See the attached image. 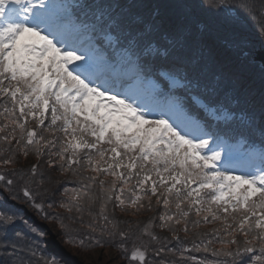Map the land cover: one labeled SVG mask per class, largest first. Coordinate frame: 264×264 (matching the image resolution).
<instances>
[{
  "label": "snow or ice",
  "instance_id": "1",
  "mask_svg": "<svg viewBox=\"0 0 264 264\" xmlns=\"http://www.w3.org/2000/svg\"><path fill=\"white\" fill-rule=\"evenodd\" d=\"M252 27L264 46V0H0V264H57L16 230L9 199L83 247L85 215L93 231L126 239L139 222L116 210L151 211L153 198L163 211L140 228L148 239L128 255L134 264H264V62ZM253 68L258 113L239 99ZM29 153L75 181L57 196L61 182L36 164L14 167ZM41 188L63 213L37 203Z\"/></svg>",
  "mask_w": 264,
  "mask_h": 264
},
{
  "label": "trees",
  "instance_id": "2",
  "mask_svg": "<svg viewBox=\"0 0 264 264\" xmlns=\"http://www.w3.org/2000/svg\"><path fill=\"white\" fill-rule=\"evenodd\" d=\"M200 19L204 20L213 31V33L223 36L226 34V30L221 25L219 18L215 14L201 12ZM249 38L251 40V44L254 48V56L255 59L258 55L264 54V46H262V38L259 33H257L255 27L250 29L248 33ZM229 58H231L229 56ZM257 61V60H256ZM258 62V61H257ZM244 92L239 97L241 100V107L256 111L258 113L259 104L258 97L260 91V77L259 71L257 68H253L250 70V73H246L244 76L243 82ZM252 97H255L256 100L254 103H249ZM221 97H217L220 99ZM47 123V121H46ZM30 126L35 127V123L33 122ZM48 157L44 156H36L34 153H29L27 157L20 154L18 156V163L14 166L16 168H28L33 164L38 166V171L44 172L47 175H50L53 180H58L61 183L56 186L57 196H59V192L62 190L64 186V181H75V177L69 174H61L58 170L50 168L47 163ZM4 169L0 167V171ZM8 171H11V167H9ZM69 186H74V184H69ZM44 187H48L45 185ZM34 191L35 188H34ZM40 195L36 196L37 203L43 202L45 204V211L48 213L61 212L62 209L59 208H47V204L51 202V198L49 194L43 193V188L40 190ZM8 197L6 192L0 190V198ZM10 206H14L12 211L16 213L17 216L22 217L23 221H26L25 224L23 221H18L16 230L23 231L29 234V242L33 240L40 246V250L44 255V258L55 257L57 264H100L98 261H95L94 256L96 254L106 253L107 257L113 256L118 262V264H134V262L128 259V255L131 253L134 246H138L141 243V240H147L146 236L141 237L140 228L143 226L144 222H147L150 218L158 217L159 214L163 211L161 206L155 205V198H153V210H141V212L133 215L132 212L124 213L120 212L119 209L116 210V217L119 220H127L133 222L132 227L134 229L133 232L129 233L128 237L121 238L119 235L109 236L107 233H101L99 229L93 231L92 229L87 227V223L90 218L85 215L83 225L77 224L75 227L80 229L79 236L85 239L86 246H80L79 244H71L66 242V238L62 235L61 230L59 229L57 222L52 221L50 219H44L42 214L32 207L28 202L24 199L20 200H8ZM156 223L159 224V220H156ZM29 226L34 227L38 230L37 233H29ZM219 223L217 224H209L203 225L201 228L196 231L204 232L210 231L214 227H219ZM122 228H126L127 225H121ZM154 231L160 236H168L171 238V233L166 230L160 228H154ZM39 232H43L44 236L41 238L39 236ZM180 236L187 241H190L193 236L191 233L187 236L183 232L179 233ZM95 240H100V246L90 247L87 246L93 243ZM7 243L3 237H0V244ZM175 241L170 246H174ZM123 246V247H121ZM155 246V245H153ZM190 247V243L188 244ZM214 247L219 248L220 245H214ZM126 249V251H125ZM10 250V249H9ZM4 249H0V254ZM188 255V254H186ZM192 255H196L198 258H207L208 260L214 259L211 256V253H192ZM152 258L151 251L149 252V259ZM112 260L108 264L116 263ZM117 264V263H116Z\"/></svg>",
  "mask_w": 264,
  "mask_h": 264
},
{
  "label": "rangeland",
  "instance_id": "3",
  "mask_svg": "<svg viewBox=\"0 0 264 264\" xmlns=\"http://www.w3.org/2000/svg\"><path fill=\"white\" fill-rule=\"evenodd\" d=\"M95 261H98L100 264H108L110 262V260L116 262L115 258L113 256H109L107 257L106 253H102V254H96L94 256ZM118 264V262H116ZM114 263V264H116Z\"/></svg>",
  "mask_w": 264,
  "mask_h": 264
},
{
  "label": "water",
  "instance_id": "4",
  "mask_svg": "<svg viewBox=\"0 0 264 264\" xmlns=\"http://www.w3.org/2000/svg\"><path fill=\"white\" fill-rule=\"evenodd\" d=\"M256 60L259 62H264V54L258 55Z\"/></svg>",
  "mask_w": 264,
  "mask_h": 264
}]
</instances>
